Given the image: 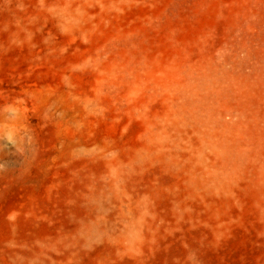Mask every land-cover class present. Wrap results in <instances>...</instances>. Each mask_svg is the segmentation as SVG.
<instances>
[{
  "label": "rangeland",
  "instance_id": "obj_1",
  "mask_svg": "<svg viewBox=\"0 0 264 264\" xmlns=\"http://www.w3.org/2000/svg\"><path fill=\"white\" fill-rule=\"evenodd\" d=\"M0 264H264V0H0Z\"/></svg>",
  "mask_w": 264,
  "mask_h": 264
}]
</instances>
